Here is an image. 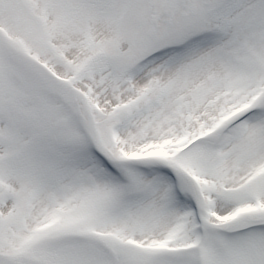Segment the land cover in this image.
Listing matches in <instances>:
<instances>
[{"label":"snow or ice","instance_id":"snow-or-ice-1","mask_svg":"<svg viewBox=\"0 0 264 264\" xmlns=\"http://www.w3.org/2000/svg\"><path fill=\"white\" fill-rule=\"evenodd\" d=\"M0 264H264V0H0Z\"/></svg>","mask_w":264,"mask_h":264}]
</instances>
